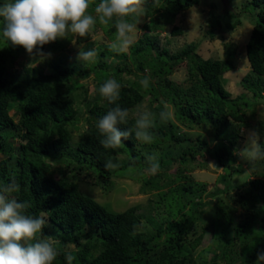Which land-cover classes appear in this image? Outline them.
I'll return each mask as SVG.
<instances>
[{"label": "trees", "instance_id": "obj_1", "mask_svg": "<svg viewBox=\"0 0 264 264\" xmlns=\"http://www.w3.org/2000/svg\"><path fill=\"white\" fill-rule=\"evenodd\" d=\"M201 2L144 0L147 22L142 27L144 33L130 47V53H115L107 45L102 47L90 69L97 97L89 101L90 117L75 148H72L73 129L79 115L76 105L88 99L87 88L76 78L86 80L90 73L75 66L63 53L46 64L51 70L49 73L44 66H26L21 58L24 48L13 46L3 38L0 23V182L15 178L21 185V191L14 194L17 199L31 203V214L45 213L44 235L55 238L60 251L55 264H67L64 254L69 251L75 256L73 264H256L257 253L264 251V160L247 163L252 169V180L242 186L231 184L232 178L244 171L238 155L233 153L247 123L246 114L254 113L259 104L264 107V0H248L242 4L239 14L227 11L223 17L228 20L226 26L234 29L235 24H240V14L250 9L255 14L245 45L249 71L240 79V85L251 97L242 93L234 98L226 90L224 78L225 73L234 69L236 47L233 43L223 44L225 58L212 60L203 59L194 42L175 53L159 47L158 32L164 25ZM3 3L0 0V5ZM98 3L99 0H93L90 11L94 13ZM99 25L114 39V23ZM181 34V29L172 28L171 35ZM70 37L48 44L49 50L63 52ZM89 40V35L76 37L77 44ZM127 59H131L134 70ZM182 64L187 71L185 84L170 79ZM16 67L22 68V74H12L11 70ZM145 71L149 74L145 75ZM125 73L134 74L136 79L124 80ZM144 78H151L154 83L149 81L145 88L141 84ZM108 79L121 84L116 104L129 112L146 98L150 104L157 103L154 127L150 130L154 142L144 143L133 134L118 148L105 149L101 145L103 137L96 123L116 106L99 94V87ZM78 90L82 92L75 94ZM165 105L173 108L174 120H161ZM12 111L16 112L17 121L12 118ZM174 121L188 129L209 127L214 146L210 149L199 138L180 133ZM134 125L135 119L128 118L118 127L124 131ZM170 146H178L176 154L164 151V147ZM124 154H129L131 159L119 164L118 158ZM153 154H158L159 171L176 161H196L197 157L214 162L223 171L218 179L223 189L207 193L206 184L192 181L181 171H176L172 178L160 173L143 177V185L157 192V199L151 202L153 207L165 208L167 221L162 223L140 213L138 206L121 213L108 211L80 192L75 173L70 177L62 173V178H55L49 162L57 160L66 167L74 165L71 172L77 173L85 166L110 185L113 178H125V171L131 167L136 172L132 174L141 176L147 167V156ZM109 160L118 166L106 169ZM182 179L183 183L165 190ZM222 194L227 195L231 205L223 202ZM212 199L214 217L202 223L200 210L211 204ZM178 203L182 211L175 213L173 207ZM237 211H240L238 217ZM143 221L150 229L144 228ZM212 241L217 246L208 257ZM69 245L74 249L69 250Z\"/></svg>", "mask_w": 264, "mask_h": 264}, {"label": "rangeland", "instance_id": "obj_2", "mask_svg": "<svg viewBox=\"0 0 264 264\" xmlns=\"http://www.w3.org/2000/svg\"><path fill=\"white\" fill-rule=\"evenodd\" d=\"M2 1L5 2V0ZM247 1L248 0H202L200 5L191 8L187 12L179 14L172 23L164 25L162 31L158 32L159 47H165L169 50L170 53H175L188 43L194 42L198 48L197 53L205 60H212L225 58L226 55L223 44L225 42L233 43L236 47L234 69L224 74L225 88L230 93L231 98H234L242 93H245L248 97H251V94L247 93L240 85V79L249 71V64L245 55V45L252 29L251 18L255 14L251 9L248 12L246 11L244 14H240L238 19L240 21V24H235L234 29L228 28L226 26L228 20H225L223 18L227 11L230 13L239 14L242 4ZM137 19V32L135 36V42L144 33L142 27L144 23L147 22V19L144 16V9L142 14L138 15ZM173 27H178L179 29H181L182 34L177 36L171 35ZM68 36H71V40L76 39V37H73L72 34H69ZM89 36L90 40L88 42L82 44L76 43L75 46L71 43L70 40L68 43H66L63 52H52L49 50V46L46 45L45 50L43 51L46 55L43 57L39 56L36 58V60H33L34 56H30L25 49L23 50L21 55V58L23 59L26 66L30 68L44 66V70L49 73L51 70L46 64L50 62L51 59L57 58L60 53H63L69 56L74 61L75 66H77L78 68H82L90 73V77L86 80L76 78L79 84H82L87 88L88 99L85 101H80L81 98H79L78 100L80 102L76 105L79 110V115L78 123L73 129L74 133L72 148H75V143L77 142L79 135L85 130L87 120H89V101L91 100V98L97 97L94 85V74L90 69L94 65L95 61H97L99 52L101 51L102 47L108 45V43L113 40H111L103 32L101 25H99L98 22ZM79 48H82L84 50L95 48L97 51V57L95 61H78L77 56ZM48 53H50L51 55L48 56ZM129 53L130 52L128 50L127 54ZM127 60V62L131 65V59ZM132 70H134L133 66ZM11 72L12 74H17L18 72L19 74H22L23 71L21 67H16L13 68ZM144 74L148 75L149 72L145 71ZM123 79L132 81L135 80L136 77H134V74L125 73L123 74ZM170 79L176 83L185 84L187 79V71L185 65L182 64L181 66H179L177 70L172 73ZM149 81L151 83H154V80L151 78H149ZM80 92L82 91L78 90L75 94H79ZM156 108L157 103L150 104L148 98H146L143 103L136 106L129 112V118H133L136 120L137 112L143 110L150 111L154 116V114H156ZM167 111L171 113L170 118L174 120L173 108L167 106ZM11 116L15 121H17L18 117L15 111L11 112ZM246 116L247 123L240 132L239 140L235 150H238L244 146L248 132L253 129L257 130L260 133V143L264 141V107L262 106V104L256 106L254 113L248 111ZM174 122L178 125L180 133H186L192 139L199 138L200 140L206 142L208 148L210 149L214 146V141L211 134L212 129H210L209 127H194L192 129H188L179 122ZM146 149L147 148H145L143 151L145 152ZM177 149L178 146H170L169 148L164 147V151L170 150L173 152V154L177 153ZM129 159H131V156L129 154L121 155L118 158V163L122 164ZM197 159V162L186 161L184 163H181L179 161H176L172 163V165L170 164V166L167 168H161L157 173H160L162 175L167 174V176L171 175L172 178V175L174 176V173L176 171H181L183 172L182 174L189 175L192 181L206 184L207 193H212L217 188L223 189V185L221 183H218L219 176L223 174V171L217 168L214 162H209L202 157H197ZM239 161L243 165L244 171L243 173L237 174L232 178L231 184L233 186H242L248 180L253 179L252 169H249L246 166L249 162L241 159L240 157ZM49 162L52 165V174L55 176V178H62V173H65V176L68 177L72 176L71 173H75L76 175L74 180L77 182L80 192L94 199L108 211L112 213H121L130 207L138 206L140 213L151 215L158 222L163 223L167 221V213L165 212L164 206L154 208L153 204L151 203L152 201H155L157 199L156 190L150 189L143 185V177L148 178L149 176L153 175L147 173L145 169L142 171L141 176H137V174H132L134 172V168L131 167V169L125 171V178H113L111 184L107 185L100 176L95 175L93 171L86 168L85 166L80 169V173H77L75 170L71 172L74 165L69 164V166L66 167L62 163L57 162V160H50ZM209 164L213 165L215 168L210 166ZM132 176L134 178H130ZM181 183H183V179L174 183L173 186H167L165 190H169L170 188L175 187L176 184ZM220 198L226 205H231V202L227 195L222 194ZM203 199L206 201L208 200L205 197ZM211 201V204L200 210L199 217L202 218V223H208L214 217V199H212ZM173 209L175 213L178 211L181 212L182 205L178 203L177 205H174ZM239 213L240 211L236 212V217H238ZM142 225L144 226V228H148V224H146L145 221H143ZM216 244V241L211 242V249L209 251V254L207 255L208 257L212 255L213 250H216ZM68 249L73 250V245H69Z\"/></svg>", "mask_w": 264, "mask_h": 264}, {"label": "clouds", "instance_id": "obj_3", "mask_svg": "<svg viewBox=\"0 0 264 264\" xmlns=\"http://www.w3.org/2000/svg\"><path fill=\"white\" fill-rule=\"evenodd\" d=\"M92 5L93 0H5L0 5L2 36L11 45L24 48L30 56L43 57L45 45L66 39L69 34L83 38L91 33L97 21L114 23L115 37L107 47L115 53H127L135 42L137 24L134 21L143 12L144 0H99L94 7L95 15L90 11ZM71 43L75 46L76 39ZM96 57L95 48H79L78 61L94 62ZM141 84L147 88L148 78L142 79ZM120 89L117 80L108 79L99 87V94L109 103L116 104ZM170 116L165 105L160 118L167 120ZM128 118L129 110L116 104L98 119L96 127L103 137L100 143L105 149L120 147L133 134L144 143L154 142L150 131L154 127L153 113L138 111L134 127L121 131L118 125L125 124ZM233 154L250 163L264 160L260 133L250 130L244 146L234 150ZM146 163L147 173L154 175L159 171L158 154L147 156ZM117 166L111 160L105 164L106 169ZM20 191L21 185L15 178L7 183L0 182V264H55L60 251L55 238L44 235L45 213L31 214V203L20 201L14 195ZM64 255L67 264H73L75 256L70 251ZM256 264H264V251L257 253Z\"/></svg>", "mask_w": 264, "mask_h": 264}]
</instances>
